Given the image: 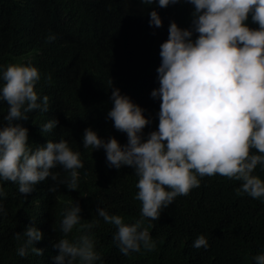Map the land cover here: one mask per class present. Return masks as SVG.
<instances>
[{"label":"trees","instance_id":"trees-1","mask_svg":"<svg viewBox=\"0 0 264 264\" xmlns=\"http://www.w3.org/2000/svg\"><path fill=\"white\" fill-rule=\"evenodd\" d=\"M153 9L162 18L160 27L149 24ZM193 10L187 0L167 7L144 5L141 0H0V65L36 66L40 80L35 90L49 97L47 112L33 110L18 123L28 128L33 147L63 138L80 152L83 162L76 190L59 184L50 191L56 182L46 178L25 199L18 185L3 182L7 196L0 203L7 215H0V264H55L58 249L53 244L64 235L62 213L74 202L82 208L81 224L93 219L99 223L90 230L77 225L68 238L93 233L104 264H255L252 256L264 252V198L241 194V182L227 176L205 175L199 187L163 208L151 227L146 219L144 226L157 243L152 251L141 248L123 254L112 238L116 228L96 212L103 207L123 216L125 223L139 219L141 202L134 198L138 177L130 166L109 167L103 148H84V129L91 126L102 138L114 136L121 144L127 142L126 133L106 118L113 87L145 109L151 120L143 130L145 137L157 128L161 101L151 91L159 87L160 44L168 38L171 21L182 28L191 25ZM247 23L258 27L250 17ZM49 34L56 38L48 41ZM7 109L0 100V123ZM52 118L59 121L57 127L43 135L38 125ZM52 171L60 179L67 176L60 166ZM255 174L264 178L259 165ZM29 225L43 233L36 242L43 255L29 252L20 257L15 233ZM201 234L209 246L193 247Z\"/></svg>","mask_w":264,"mask_h":264},{"label":"clouds","instance_id":"clouds-1","mask_svg":"<svg viewBox=\"0 0 264 264\" xmlns=\"http://www.w3.org/2000/svg\"><path fill=\"white\" fill-rule=\"evenodd\" d=\"M177 2L141 0L144 5L156 3L159 7ZM187 2L194 8L191 25L182 28L171 21L168 38L160 44L161 62L156 69L159 87L151 91V96L161 101L157 128L145 137L143 130L151 123L145 109L113 87L112 107L106 118L126 133L127 142L121 144L114 136L102 138L91 126L82 136L84 148L104 149L109 167L130 166L138 177L134 198L141 202L139 219L125 223L119 214H110L103 207L96 209L116 228L112 238L125 255L141 248L155 250L157 243L148 230L151 221L159 219L161 210L175 197L199 187L205 175L235 179L241 182V194L264 198V178L255 174L258 165L264 170V0ZM149 16L150 25L162 26L155 9ZM249 17L258 27L249 26ZM194 33L198 35L193 39ZM55 38L54 34L46 37L48 41ZM39 80V70L32 64L0 65V100L8 105L0 123V198L7 196L2 186L6 181L18 185L25 199L46 178L56 182L49 186L50 191L59 184L70 190L78 188V169L83 167L80 152L63 138L33 147L28 128L18 123L27 120L33 110H49V97H41L35 90ZM58 123L52 118L38 126L44 135ZM57 166L67 172L63 179L52 171ZM81 212L78 202L63 211L60 231L64 235L53 244L58 249L55 264H104L95 250L93 233L68 238L77 225L90 230L99 223L93 219L81 224ZM0 215H7L2 203ZM146 219L148 227L144 226ZM42 238L35 225L16 232L17 254L43 255V249L36 247ZM201 246H209L203 234L193 241V247ZM252 260L264 264V252Z\"/></svg>","mask_w":264,"mask_h":264}]
</instances>
